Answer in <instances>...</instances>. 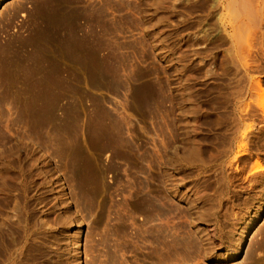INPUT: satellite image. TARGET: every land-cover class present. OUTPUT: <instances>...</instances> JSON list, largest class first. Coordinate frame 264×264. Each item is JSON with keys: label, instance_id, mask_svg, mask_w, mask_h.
<instances>
[{"label": "rangeland", "instance_id": "obj_1", "mask_svg": "<svg viewBox=\"0 0 264 264\" xmlns=\"http://www.w3.org/2000/svg\"><path fill=\"white\" fill-rule=\"evenodd\" d=\"M154 1H0V264L34 221L17 264H264V43L239 75L212 0Z\"/></svg>", "mask_w": 264, "mask_h": 264}, {"label": "bare ground", "instance_id": "obj_2", "mask_svg": "<svg viewBox=\"0 0 264 264\" xmlns=\"http://www.w3.org/2000/svg\"><path fill=\"white\" fill-rule=\"evenodd\" d=\"M2 1V0H0ZM167 0H155L154 2L152 3H155V4H159V3H164L166 2ZM191 0H182V3L185 4V3H190ZM62 3V2H61ZM151 3V4H152ZM62 5V4H61ZM64 7V6H63ZM212 10L214 11L215 15H216V22H217V26L219 28V32L222 33L221 35L225 36V38L227 39L228 41V52H229V55H231L232 57V60L233 63L236 67V70L237 72L240 74H244L248 71L247 70V65H248V59H250L251 57V52H252V47L254 46L257 50V49H260L262 47V44L264 43V0H212V6H211ZM35 33V32H34ZM37 33V32H36ZM219 33V34H220ZM36 35H34L35 37ZM253 43V46H251V44ZM254 51V50H253ZM258 51V50H257ZM253 53V52H252ZM66 55V54H65ZM250 56V57H249ZM231 57H229V60L231 59ZM249 67V66H248ZM82 68V67H81ZM249 69V68H248ZM236 76V74H235ZM243 76V75H242ZM241 76V78L243 79V77ZM245 77V76H244ZM240 78V79H241ZM236 79V78H235ZM233 80V79H232ZM246 80V79H245ZM244 81V80H243ZM235 83V82H234ZM237 83V82H236ZM244 83V82H243ZM249 86L250 88L254 89L255 91H259L260 88V83L259 81H254V80H250L249 81ZM29 84V83H28ZM66 84V82L64 83ZM68 84V83H67ZM72 84V83H71ZM70 86V83L68 84ZM241 84H238L234 87V89L237 91V93L239 94V92L241 91V87H240ZM65 86V85H64ZM245 86V84H244ZM67 87V86H66ZM71 87V86H70ZM69 87V88H70ZM243 89V88H242ZM244 90V89H243ZM234 91V92H236ZM233 92V93H234ZM235 95V97H237L238 95ZM247 93V92H245ZM35 94V93H34ZM235 94V93H234ZM234 98V97H233ZM246 98V97H245ZM39 100V98H36V95L35 97H33V100H31L32 104L35 106H37V101ZM235 99V98H234ZM233 99V100H234ZM239 99V98H238ZM242 99V98H241ZM239 102V101H238ZM243 102V101H242ZM264 104V102H263ZM235 106V105H234ZM248 104H247V107H246V102L245 103H241V101L239 102V104H237V106H235L237 108V110H240V111H248L247 108H248ZM264 108V107H263ZM235 110V109H234ZM236 110V112H237ZM189 111V110H188ZM191 113V112H189ZM239 113V112H238ZM241 113V112H240ZM245 113V112H243ZM248 113V112H247ZM246 114V113H245ZM235 115V114H234ZM241 115V114H240ZM242 116V115H241ZM245 115L243 114L242 117H244ZM233 118L232 119H235V123L233 125V128H230L231 130L233 129V132L232 133H236V132H239L241 130V121L243 120L240 116L236 119V116H232ZM246 117V116H245ZM248 117H246L247 119ZM190 119V118H189ZM33 120H34V123L37 124V120H38V113H37V110L36 108L34 107V110H33ZM234 121V120H233ZM232 121V122H233ZM190 122V121H189ZM192 122V121H191ZM193 123V122H192ZM244 124V123H243ZM191 125V123H190ZM232 125V124H231ZM246 126V127H245ZM245 126H242V127H245L244 131L241 133L242 136H244L246 132V129L248 128V126L245 124ZM255 125L253 124V127ZM232 127V126H231ZM250 127H252V125H250ZM260 128H262V126H259ZM229 130V129H228ZM230 130V131H231ZM249 130V129H248ZM254 129H252L251 131L253 132ZM229 131V132H230ZM251 131L249 132L248 134V138H249V135H251ZM241 132V131H240ZM251 133V134H250ZM236 134H234V137ZM239 135V134H237ZM233 137V138H234ZM232 138V140H233ZM237 138V137H236ZM193 139V138H192ZM191 139V140H192ZM190 140V141H191ZM236 140V139H235ZM235 142V141H234ZM237 142V141H236ZM240 147V146H239ZM242 148V147H241ZM221 152V151H220ZM18 153V152H17ZM182 154H183V158L185 161L187 162H190L192 164H198V163H204V161L202 160L201 158V155H200V150L197 148V146L195 145L194 142H190L188 144V146H184L182 147ZM12 156H14L12 154ZM19 154H16V157H18ZM218 157V156H217ZM11 156H5V155H2L1 158H0V195L3 193V192H8L6 191L7 188H8V182L9 180H12V177H11V174L9 172L10 170V166H9V161L11 160L10 159ZM214 157L212 156L211 157V160L213 159ZM36 160H32V164L33 165H36L34 163ZM208 164V162L206 163ZM30 166V165H29ZM258 170L262 169V166L261 165H257L256 167ZM256 169V170H257ZM38 170V169H37ZM257 170V171H258ZM263 172V170H260V172ZM261 172V173H262ZM259 173V172H257ZM259 173V174H261ZM40 174H42V172H40ZM264 173H262L263 175ZM45 180V179H44ZM48 180V178H47ZM59 190V189H57ZM56 191V190H55ZM57 192V191H56ZM5 194V193H4ZM3 194V195H4ZM57 194V193H56ZM196 194L198 193H194V191H190V192H187V198L189 200H193L195 197H196ZM54 195V194H53ZM2 196V195H1ZM55 196H58V195H54L53 198H56ZM60 198V197H59ZM55 200V199H54ZM195 200V199H194ZM197 200V199H196ZM54 203H56L54 201ZM59 204V203H58ZM20 205V204H19ZM18 205V206H19ZM53 205V204H51ZM54 207V206H52ZM56 209H57V206H55ZM63 207V206H62ZM16 208V207H15ZM21 208V207H20ZM58 208H59V205H58ZM64 208V207H63ZM259 208V207H258ZM19 209V208H18ZM22 209V208H21ZM52 209V208H51ZM24 210V209H23ZM23 210H20L23 211ZM54 210V209H52ZM25 211V210H24ZM56 211V210H54ZM26 212V211H25ZM55 213V212H53ZM13 214V213H12ZM11 214V215H12ZM17 214H21V213H17ZM24 214V213H23ZM57 215H58V219L56 220H60V224L61 222H63L64 224V221H69L71 224L74 223V221L72 220V218L69 219V215L66 214V212L63 210V209H60L59 211H57ZM13 218H15L14 216L15 215H12ZM18 217H21V216H18ZM25 217V216H23ZM21 218L22 220L24 218ZM27 217V216H26ZM25 217V219H26ZM10 218V216H9ZM28 218V217H27ZM55 218V216H54ZM23 220V221H26V220ZM8 221L10 219H7ZM15 220V219H14ZM54 220V219H53ZM13 221L10 220V222ZM17 220L13 221L11 224H13L14 222H16ZM67 221V222H68ZM56 222V221H55ZM68 222V223H69ZM26 223V222H24ZM29 223V222H28ZM32 223V222H30ZM34 223H36L34 221ZM32 224V225H28L30 227L25 228L23 227V230H24V233L22 235L23 236V239H20L21 237H19V245L17 247H14V249H10V251H8V254H5L3 261H2V264H17L16 263V252H18V250H21L20 253H22V250L24 249V246H26V242L27 240H29V237L32 235L33 231L35 230V224ZM59 223V222H58ZM66 223V222H65ZM67 223V224H68ZM15 224V223H14ZM19 225H22L23 223H21L20 221V218H19V222H18ZM59 224V225H60ZM14 226V225H13ZM18 226L15 228L17 230ZM77 228V227H76ZM80 228V227H79ZM14 229V230H15ZM15 230V231H16ZM21 230V231H23ZM78 231H80V229H77ZM19 231V228L18 230ZM77 231V232H78ZM13 232V231H12ZM35 232V231H34ZM76 230L74 232H71L72 234H70V237L68 238L67 240V245L70 246V251L71 253H76L77 255V249H79V246L74 242L75 240H73L72 236L75 234ZM37 233V232H36ZM81 233V231H80ZM18 235H21V234H18ZM21 235V236H22ZM36 235V234H35ZM34 235V236H35ZM78 235V234H77ZM32 236V237H34ZM75 237V236H74ZM22 242H21V241ZM32 241V240H30ZM36 241V240H35ZM15 243V242H14ZM13 243V244H14ZM18 244V242H17ZM31 245V244H30ZM10 246V244L8 245ZM12 246V245H11ZM10 246V247H11ZM16 246V245H14ZM28 246V245H27ZM26 246V248H27ZM9 248V247H7ZM9 250V249H8ZM18 253V254H20ZM69 255V254H68ZM22 256V255H21ZM70 257V256H69ZM68 257V258H69ZM18 258V257H17ZM20 258V256H19ZM71 258V257H70ZM69 258V261L71 262ZM73 262H74V258H72ZM76 259V258H75ZM78 259V258H77ZM232 259V258H231ZM18 260V259H17ZM66 260H68L66 258ZM76 262H80V261H75ZM68 263V262H67ZM74 263V264H75ZM72 264V263H71ZM77 264V263H76Z\"/></svg>", "mask_w": 264, "mask_h": 264}]
</instances>
